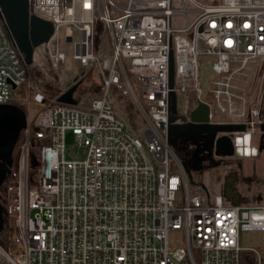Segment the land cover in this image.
<instances>
[{"label":"built area","instance_id":"1","mask_svg":"<svg viewBox=\"0 0 264 264\" xmlns=\"http://www.w3.org/2000/svg\"><path fill=\"white\" fill-rule=\"evenodd\" d=\"M30 2L31 14L55 27L31 65L0 11V104L11 103L12 92L21 88L30 105L43 107L32 117L29 106L18 156L0 187L8 236L7 247L0 243V264H240L242 250L264 264L256 247L241 244L243 232L264 234V200L227 198L229 171L213 174V183L208 169L201 180L199 172L187 171L168 139L174 92L177 113L187 121L205 103L210 123L246 126L232 134L235 149L242 150L232 158L258 156L264 0ZM98 33L104 46L96 45ZM69 52L82 69L97 71L100 94L80 91L82 76L67 83ZM203 64L212 70L206 90ZM250 64L254 85L247 88L237 74ZM32 66L61 86L59 95L47 97L29 72ZM77 82V103L58 102ZM115 93L130 98L139 132L118 114ZM68 130L77 156L68 154Z\"/></svg>","mask_w":264,"mask_h":264},{"label":"water","instance_id":"2","mask_svg":"<svg viewBox=\"0 0 264 264\" xmlns=\"http://www.w3.org/2000/svg\"><path fill=\"white\" fill-rule=\"evenodd\" d=\"M30 0H0V11L5 26L15 45L24 55L27 65L33 63L35 49L46 43L54 33L55 27L51 21L38 17L30 12ZM174 83L173 56L170 59V87ZM79 82L73 84L57 99L60 103L76 104L74 98ZM13 88H16L13 85ZM176 94L171 93L169 105L168 139L182 159L187 171H197L203 178L205 170H212L227 160L240 157L241 152L235 149L232 134L245 130L244 124L210 123L209 106L199 105L191 112L190 121L177 113ZM26 113L19 105L0 104V187L6 181L8 173L14 164L13 153L19 140L20 132L26 126ZM181 122H177V120ZM259 144V151H264V124ZM33 165L37 159L33 157ZM224 186L227 198H233L234 182ZM235 203L241 201L232 199ZM5 228L4 205L0 202V232Z\"/></svg>","mask_w":264,"mask_h":264},{"label":"rangeland","instance_id":"3","mask_svg":"<svg viewBox=\"0 0 264 264\" xmlns=\"http://www.w3.org/2000/svg\"><path fill=\"white\" fill-rule=\"evenodd\" d=\"M100 33V32H99ZM97 34L96 35V45H102L104 46V37L102 34ZM108 48L105 46V48H102V51L107 52ZM38 58L40 61H42L45 65L47 64V59L44 57V55L39 52ZM249 68L243 71L241 75H238L237 80H239V84L241 86H244L247 88L248 87H253L254 85V72L250 71L252 67H254L253 64H250L248 66ZM29 72L32 76L35 78L39 79L41 86L44 88L45 93L47 97L49 98H54L57 95H59L61 91V86L54 81L50 77H46L43 69H41L38 66H32L29 68ZM70 72H73L72 75L73 78H70ZM85 72L83 75L82 73ZM64 74L66 76V81L67 83H73L74 79L77 78V76H82L81 79H78L80 81V91H86L91 88L93 82H98V76H97V71L95 69H82L78 64H76L71 57V53L69 52V57H68V62L66 65V69L64 71ZM201 85L203 86L204 90L207 89V85L209 82L210 77L212 76V70L210 65H205L203 64L201 67ZM259 87V86H258ZM246 88V89H247ZM92 96H95L94 91H91ZM26 94V93H25ZM23 102L20 103L21 105L20 108L26 113H28V108L30 107V114L32 117H34L37 113L38 110L42 109L43 107H40L39 105L36 104V102H32V104H29L30 97L28 95L25 96V99L22 100ZM114 104L116 106V110L118 114L121 117L126 118V112L124 108V103L121 95L119 93L114 94L113 98ZM134 107V106H133ZM135 109V108H134ZM127 119V118H126ZM137 120V117H136ZM137 124V121H136ZM138 126V125H137ZM132 127V126H131ZM135 132H139L138 127H132ZM23 138V133L21 132L20 137H19V142L17 144V148L15 151V159L14 162L18 156V152L20 149V143ZM66 146L68 149V154L72 156H77V146L74 141V133L71 130H68L66 133ZM240 160V161H239ZM225 165L220 166L219 170L215 173L216 176L222 175L223 171L227 169L229 173H226V175H231L233 174V171L236 172L235 176V184L238 186V192L241 194V202L244 203V198L243 196L247 197L246 203H256L258 201L264 200V151H259L258 156L254 158H249V159H236L230 158L227 160ZM237 166V171L233 170V167L235 168ZM233 170V171H232ZM212 179L211 181H216V178L211 175ZM243 195V196H242ZM242 246L245 247H256L263 259H264V234L259 233V232H243L242 233V241H241ZM264 262V260H263Z\"/></svg>","mask_w":264,"mask_h":264},{"label":"trees","instance_id":"4","mask_svg":"<svg viewBox=\"0 0 264 264\" xmlns=\"http://www.w3.org/2000/svg\"><path fill=\"white\" fill-rule=\"evenodd\" d=\"M97 87H99V83L93 82L92 86L90 88L92 91L95 92L94 93L95 96L100 94L99 88L96 90ZM25 96H26V94L23 91V89H21V88L16 89L12 92L11 103L16 104V105H21L20 103L23 102L22 100L25 99ZM121 97L123 99L124 108H125V112H126V118L129 122V124L132 127H137V124H136L137 112L133 107L134 105L132 104L129 97H126V96H121ZM0 202L3 205L5 204L4 190L2 188H0ZM0 243L5 247H7V245H8V236H7L6 229H4L2 232H0ZM240 264H257V259H256L255 254L250 250H242L240 252Z\"/></svg>","mask_w":264,"mask_h":264},{"label":"crops","instance_id":"5","mask_svg":"<svg viewBox=\"0 0 264 264\" xmlns=\"http://www.w3.org/2000/svg\"><path fill=\"white\" fill-rule=\"evenodd\" d=\"M233 170H236L237 171V166H235V168L233 167ZM232 170V171H233ZM234 175H236V172L235 171H233V174H231V175H229L228 177H227V179H228V181L227 182H234V191H233V198L232 199H239V195L241 196V194L238 192V186L235 184V176ZM203 177L204 178H206V176H204L203 175ZM214 183V182H213ZM228 184V183H227ZM226 184H224V186H225ZM223 190H224V187H223ZM243 196V195H242ZM243 198H244V203H246L247 201H246V199H247V197H245V195L243 196ZM246 198V199H245ZM239 201H241V200H239Z\"/></svg>","mask_w":264,"mask_h":264},{"label":"flooded vegetation","instance_id":"6","mask_svg":"<svg viewBox=\"0 0 264 264\" xmlns=\"http://www.w3.org/2000/svg\"><path fill=\"white\" fill-rule=\"evenodd\" d=\"M21 132H22V131H21ZM21 132H20V134H21ZM19 137H20V136H19ZM18 142H19V140H18ZM18 142H17V144H18ZM17 144H16V146H17ZM16 146H15L14 153H13V159H15V156H16V154H15V151H16V148H17ZM223 165H225V164L222 163V164L219 165L218 167L213 168L212 171H211L212 175H213V174L215 175V173L219 170L220 166H223ZM228 173H229V172H228ZM227 181H228V179L226 180L225 184H227Z\"/></svg>","mask_w":264,"mask_h":264},{"label":"bare ground","instance_id":"7","mask_svg":"<svg viewBox=\"0 0 264 264\" xmlns=\"http://www.w3.org/2000/svg\"><path fill=\"white\" fill-rule=\"evenodd\" d=\"M238 151L241 152L242 150H238ZM246 151H247L248 153H250L251 150H250L249 148H247Z\"/></svg>","mask_w":264,"mask_h":264}]
</instances>
